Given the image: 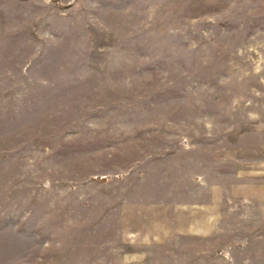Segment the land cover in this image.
Listing matches in <instances>:
<instances>
[{"label": "rangeland", "instance_id": "obj_1", "mask_svg": "<svg viewBox=\"0 0 264 264\" xmlns=\"http://www.w3.org/2000/svg\"><path fill=\"white\" fill-rule=\"evenodd\" d=\"M236 175L264 189V0H0V264H123L150 198Z\"/></svg>", "mask_w": 264, "mask_h": 264}, {"label": "crops", "instance_id": "obj_2", "mask_svg": "<svg viewBox=\"0 0 264 264\" xmlns=\"http://www.w3.org/2000/svg\"><path fill=\"white\" fill-rule=\"evenodd\" d=\"M235 178L215 190L194 178L203 189L150 198L146 222L125 223L123 264H264V189Z\"/></svg>", "mask_w": 264, "mask_h": 264}]
</instances>
